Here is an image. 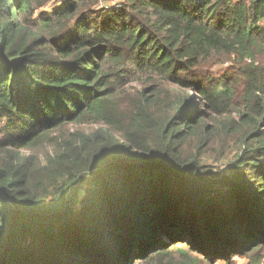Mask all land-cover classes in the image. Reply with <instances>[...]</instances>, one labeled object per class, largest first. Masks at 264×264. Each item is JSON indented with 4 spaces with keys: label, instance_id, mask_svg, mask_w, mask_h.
<instances>
[{
    "label": "trees",
    "instance_id": "16d2710c",
    "mask_svg": "<svg viewBox=\"0 0 264 264\" xmlns=\"http://www.w3.org/2000/svg\"><path fill=\"white\" fill-rule=\"evenodd\" d=\"M101 1L0 0V264H264V0Z\"/></svg>",
    "mask_w": 264,
    "mask_h": 264
},
{
    "label": "rangeland",
    "instance_id": "374dc122",
    "mask_svg": "<svg viewBox=\"0 0 264 264\" xmlns=\"http://www.w3.org/2000/svg\"><path fill=\"white\" fill-rule=\"evenodd\" d=\"M38 2L39 0H33L31 6L32 10H34L35 7H38ZM56 4L54 5L51 4L49 9L47 7L44 9H37L36 11L32 12V17L34 18L31 19L30 17H28L27 19L29 21L33 19H37L41 12H50L51 11L50 8L56 6ZM126 4H127V0H102L100 5L98 6V9H94V12H99L103 8L111 9L115 7H121V5H126ZM22 16L23 15H21L20 17L21 19H23ZM232 66H233L232 63H225L218 65L214 70H212L214 78H217V76L220 77L225 75ZM144 88H146V86L143 84V82L140 83L132 82L129 85L125 86L120 92L129 95L133 98H137L141 90H143ZM189 94L191 93L189 92ZM216 120L218 119L212 116L209 119V124L213 126ZM98 129H100V126L98 125L73 124L67 126L63 130L54 132L52 138L70 137L72 134L75 133L92 135ZM194 145H195L194 143H189L188 150L194 148ZM52 153H53V147L50 142L40 145L34 150L25 151V154L27 155L33 154L39 156L42 163L46 159L47 155ZM197 154H199L203 168L206 170L205 175H208L209 177H214V175L226 176L229 175V173L231 172V165L234 164L233 163L234 160L236 162L238 157L241 155V150L239 148V145L231 138L225 139L223 135L222 136L217 135L214 137V141L212 143L203 145L200 151L199 152L197 151ZM233 260H234L233 264L247 263L245 259H233ZM216 264H232V263H223L219 261Z\"/></svg>",
    "mask_w": 264,
    "mask_h": 264
},
{
    "label": "built area",
    "instance_id": "2783aa9c",
    "mask_svg": "<svg viewBox=\"0 0 264 264\" xmlns=\"http://www.w3.org/2000/svg\"><path fill=\"white\" fill-rule=\"evenodd\" d=\"M57 4H61L63 0H55Z\"/></svg>",
    "mask_w": 264,
    "mask_h": 264
}]
</instances>
